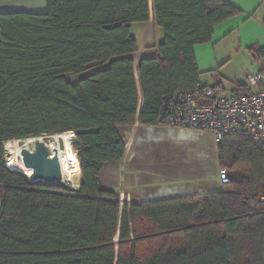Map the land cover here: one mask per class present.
Returning a JSON list of instances; mask_svg holds the SVG:
<instances>
[{"label":"trees","instance_id":"trees-1","mask_svg":"<svg viewBox=\"0 0 264 264\" xmlns=\"http://www.w3.org/2000/svg\"><path fill=\"white\" fill-rule=\"evenodd\" d=\"M44 1L43 14H0V264H264V156L244 138L217 146L228 174L218 193L121 204L101 184L125 157L123 131L161 126L169 99L199 84L195 47L240 11L222 0ZM150 20L162 41L135 65L131 27ZM66 133L77 190L5 167L6 143Z\"/></svg>","mask_w":264,"mask_h":264},{"label":"rangeland","instance_id":"rangeland-1","mask_svg":"<svg viewBox=\"0 0 264 264\" xmlns=\"http://www.w3.org/2000/svg\"><path fill=\"white\" fill-rule=\"evenodd\" d=\"M31 1L34 0L29 2ZM36 1L33 3L35 6L42 5L44 2V0L43 2L40 0L41 3L39 0ZM12 3L15 5L25 2L16 0ZM4 5L7 4L0 3V7ZM143 31L149 32V45H156L158 41L156 29L150 31V25L135 29L134 34L137 40L141 41ZM228 48H231V45ZM263 59L257 57L252 51L235 52L230 54L228 61L222 67L216 71L204 73L200 79L206 84H212L215 79L227 85L238 80L246 83L248 76L257 71ZM94 70L82 76L67 75L66 80L73 85L77 84L80 79ZM123 135L126 142V154L123 161L107 166L101 176L102 186L115 191L120 197L121 204L147 203L163 198H198L220 192L218 172L222 168L217 161V147L208 135L163 125L145 128L136 124L126 128ZM70 139L72 152L76 156L73 148L74 134L71 133ZM21 141L24 143V140ZM19 147L21 149L22 144ZM59 147L62 148V144ZM33 149L34 145L29 151ZM5 153L4 164L11 158L6 150ZM18 167L20 165H17ZM77 171L79 175L76 190L82 183L79 162ZM63 186L71 189L66 184Z\"/></svg>","mask_w":264,"mask_h":264},{"label":"built area","instance_id":"built-area-1","mask_svg":"<svg viewBox=\"0 0 264 264\" xmlns=\"http://www.w3.org/2000/svg\"><path fill=\"white\" fill-rule=\"evenodd\" d=\"M160 121L208 135L216 147L226 137L244 138L264 156V59L261 70L248 76L243 92L226 94L199 83L192 91L175 93L162 107ZM218 182L228 183L226 170L218 172Z\"/></svg>","mask_w":264,"mask_h":264},{"label":"crops","instance_id":"crops-1","mask_svg":"<svg viewBox=\"0 0 264 264\" xmlns=\"http://www.w3.org/2000/svg\"><path fill=\"white\" fill-rule=\"evenodd\" d=\"M16 0H10L9 3L0 7L1 13H28V14H43L45 13V1L42 5H33L34 1L23 0L25 3L13 4ZM240 11V14L226 20L224 23L216 26L213 29L211 40L208 44L195 47L194 54L197 64L199 83L206 87H214L221 90L223 93L229 94L236 91L237 87L245 89L246 83L238 80L230 85L223 83L219 79L213 80L212 84H206L201 81L200 77L204 73L213 72L222 67L228 60L230 54L241 51H252L257 57L264 58V0H222ZM37 2V1H36ZM40 2V0H39ZM41 3V2H40ZM150 25V31L155 30L150 20L146 25H133L131 27V35L137 40L134 34L135 29L147 27ZM158 34L157 44L149 45V32L143 31L138 52L135 56V65L143 58H151L156 56L154 47L162 41V33L156 29ZM231 45V48L228 46ZM262 62L258 65L256 72L261 70ZM255 72V73H256ZM137 126L138 123H136ZM140 127V126H139ZM160 200H166L165 198ZM159 201V200H155ZM153 202V201H150ZM144 203V202H136ZM148 203V202H147Z\"/></svg>","mask_w":264,"mask_h":264},{"label":"bare ground","instance_id":"bare-ground-1","mask_svg":"<svg viewBox=\"0 0 264 264\" xmlns=\"http://www.w3.org/2000/svg\"><path fill=\"white\" fill-rule=\"evenodd\" d=\"M71 134H62L53 136L49 143H47V149L50 153L53 150H57V156L59 159V163L61 166V173H62V184L68 185L71 189L77 188V180H78V171H77V163L78 160L75 154L72 152L70 146V139ZM10 142L4 145V149L6 150L7 154L11 157L5 164V167L11 172H18L19 174L24 175L25 177H30L31 171L26 169L21 161L19 156V146L22 144V148L30 150L33 145L34 141L32 140H24ZM62 144V148L59 147ZM32 151V150H31ZM17 165L20 167L17 168ZM76 190V189H75Z\"/></svg>","mask_w":264,"mask_h":264},{"label":"water","instance_id":"water-1","mask_svg":"<svg viewBox=\"0 0 264 264\" xmlns=\"http://www.w3.org/2000/svg\"><path fill=\"white\" fill-rule=\"evenodd\" d=\"M52 137L26 139L34 141V149L32 151L24 148L19 150V156L24 167L31 171L30 177H26L30 184L63 185L57 150L50 153L46 145Z\"/></svg>","mask_w":264,"mask_h":264}]
</instances>
